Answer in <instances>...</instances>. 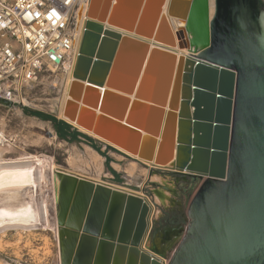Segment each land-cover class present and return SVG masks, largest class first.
Wrapping results in <instances>:
<instances>
[{
    "label": "water",
    "instance_id": "1",
    "mask_svg": "<svg viewBox=\"0 0 264 264\" xmlns=\"http://www.w3.org/2000/svg\"><path fill=\"white\" fill-rule=\"evenodd\" d=\"M72 78L63 118L194 182L166 263L145 197L54 171L58 264H264L259 0H89Z\"/></svg>",
    "mask_w": 264,
    "mask_h": 264
},
{
    "label": "bare ground",
    "instance_id": "2",
    "mask_svg": "<svg viewBox=\"0 0 264 264\" xmlns=\"http://www.w3.org/2000/svg\"><path fill=\"white\" fill-rule=\"evenodd\" d=\"M213 1L209 0L210 4V17L213 13ZM89 0H83L78 12H81L80 17L77 20V31L74 36V59L72 66L69 70L65 71L60 80L56 79L52 82L58 86L59 98L49 100V110L59 120L64 121L70 127L78 130L84 136H87L93 140L100 142L103 145L106 143L101 142L97 137L91 133L84 131L77 127L74 122H70L62 117V111L66 100H68L67 94L71 82L73 81L72 72L76 62L77 47L81 39L83 31V25L85 21V13L87 10ZM77 12V14H78ZM76 14V15H77ZM186 54L185 50L178 51ZM25 104L30 102L24 101ZM20 115V111H17ZM20 112V113H19ZM18 115V116H19ZM33 123V122H32ZM34 124V123H33ZM32 126V125H31ZM8 122L6 117L0 119V255L3 254L6 247L4 240L10 233H14L17 237L18 242L24 241L23 238H29L32 234L38 230H50L53 232V238L55 241L56 252L52 257V264H58V249L56 242V233L54 226L50 220V208H53V173L54 171H62L54 163L53 159L48 156H39L28 154L23 151H19L18 157L15 159L6 158V155L12 153V148H15L13 141L17 140L15 133H9ZM10 131V130H9ZM12 132V131H11ZM50 137H54V134L50 132ZM20 139V138H19ZM25 139V138H24ZM27 140V139H26ZM23 144L28 142L20 140ZM47 142L53 144V139H48ZM36 143V142H34ZM33 143V144H34ZM14 145V146H13ZM37 145V144H36ZM108 145H106L107 147ZM74 148V147H73ZM114 151L119 152L125 158H127V165L123 172L128 176L132 177L137 172H140L144 178H147L150 185H153L152 189L154 204L165 207L174 202L172 197L176 196L177 191L174 186V181L168 178H163L155 173L159 170H169L164 168H157L152 163L142 162L133 156L119 150L117 147L110 146ZM16 150V149H15ZM114 157L120 159L117 155ZM102 157L94 150L85 146L84 153H79L76 149H71L67 159V165L69 171L66 172H77L86 171L87 169L94 170L96 173L102 172ZM124 160V159H123ZM115 169L120 171L121 168L117 164H113ZM144 167V168H143ZM65 172V171H63ZM99 182V181H97ZM144 182V181H143ZM112 187L118 188L113 184H108ZM123 189V188H122ZM132 192L129 190H125ZM133 193V192H132ZM140 195V194H139ZM159 212L157 209H153V218L158 217ZM51 216V218H50ZM179 230V229H178ZM167 234V233H166ZM165 234V235H166ZM175 235V234H174ZM180 233L176 236L178 237ZM167 238V237H166ZM177 241V239H176ZM17 242V240H15ZM22 243V242H21ZM25 243H29V240ZM30 244V243H29ZM29 244H26L27 247ZM160 243H157L158 248ZM146 245V243H145ZM174 245V244H173ZM16 246V245H15ZM22 246V245H21ZM24 246V245H23ZM170 249L169 246L166 250ZM173 249V248H172ZM17 247L13 248L12 253L19 256ZM36 251V250H33ZM21 254V253H20ZM31 254V253H30ZM38 259L49 257V250L44 253L37 254ZM31 256V255H30ZM34 256V255H33ZM41 256V257H40ZM21 257V256H20ZM36 258V256L34 257ZM37 259V258H36ZM34 260V259H33ZM19 262V261H18ZM38 262V261H36ZM0 264H8L0 258Z\"/></svg>",
    "mask_w": 264,
    "mask_h": 264
},
{
    "label": "built area",
    "instance_id": "3",
    "mask_svg": "<svg viewBox=\"0 0 264 264\" xmlns=\"http://www.w3.org/2000/svg\"><path fill=\"white\" fill-rule=\"evenodd\" d=\"M82 2L0 0L1 104L28 108L24 101L40 85L56 93L58 86L52 82L73 63V28Z\"/></svg>",
    "mask_w": 264,
    "mask_h": 264
},
{
    "label": "rangeland",
    "instance_id": "4",
    "mask_svg": "<svg viewBox=\"0 0 264 264\" xmlns=\"http://www.w3.org/2000/svg\"><path fill=\"white\" fill-rule=\"evenodd\" d=\"M59 94H60L59 92L51 94L47 91L46 85H40L38 86V88H36V90L33 93H30L28 95L29 102H30V105L28 108H23L22 110L15 109V108L13 109V108H9L8 106H5L4 104L0 103V119L3 117H6V120L8 122V128H9L7 131L9 133H15V135L17 136L16 138L17 140L12 142L14 143L15 148L14 147L12 148L13 149L12 153L10 152L9 154H7L6 158H9V159L17 158L18 157L17 152L19 151H23V152H26L32 155L48 156V157H51L53 159V163L59 169L62 170V169H68L67 159H68L69 152L71 151V149L72 150L76 149V151L83 154L84 149H85L84 145H88L89 148L93 147L94 149H96V151H98V153L102 157H105L99 152L100 145L98 146V143L94 144L87 138H84L82 136H77L76 133H73L74 136L69 137L66 135L67 133L69 134L71 133L69 129H65V132H66L65 134L62 131L64 136L62 137L59 136L58 131L59 129H61V126H57L53 121H50V117L52 118L54 117L51 115L52 113L48 108L50 105L49 100L58 99ZM17 111L21 112V113L19 112L20 115L18 114ZM26 112H37L40 115L44 116L45 118L39 119L38 121V120L31 118V116L27 115ZM50 132H52V134H54L53 132H56L57 138L55 137V135L52 138L49 137ZM48 139H53V144L50 145L47 142ZM20 140H25L28 143L23 144L22 141ZM64 142L67 144L65 145ZM110 149L114 151L112 148ZM111 154H112L111 161H116L118 163V158L114 157V155L118 156V152L114 151ZM109 162L110 161L107 158L106 165H108ZM123 162L127 163L126 160ZM112 166L115 169L114 165ZM171 172H172L171 170L155 171V173L158 174L159 176L166 178V179L168 178L169 180L174 181L173 188H175V190L177 191V194L176 196L172 197L174 202H172L171 204L165 207L160 206L162 207L163 211L159 213L160 215H158V217L154 218L152 233H151V238H150L152 239V236H154L155 232L157 233L164 232L165 229L175 228V227L182 228V231L177 241H175L172 247L173 249L171 248V250L167 252L166 263H168L170 259L172 258V255L175 252L176 248L178 247L179 242L181 241L184 235V231L189 223L188 217H186L187 220H185V222L180 221L178 215H176L178 207H172L171 205H173L175 201H179V200L183 201L184 199H186V195L188 196L189 192L191 191L193 182H194V180L191 178L187 181H183L180 177L182 175L179 176L178 174H174ZM77 173H80L82 175H87L90 177H94L96 179H102L107 182H118V174L117 176L115 175L113 176V178H111L110 176H108L107 171H104L103 173V170L100 173H96L94 172V170L87 169L86 171L79 170L77 171ZM144 177L145 176H143L140 172H137L136 175L132 176L131 179H127V180L132 185L139 186L142 190L145 189V192L147 193V195L153 199L152 189L154 188V186L150 185L149 184L150 182L148 181V179ZM186 191H187V194H186ZM23 239L24 241H21L22 243L18 242V239L16 236H14V233H10L8 237L4 240V242L6 243V247H7V249L5 250L7 251L1 254L0 258L8 264H52L53 263L52 257L56 252V246H55V241L53 238L52 231L38 230L34 232L32 236H30L28 239L27 238H23ZM15 240H17V242H15ZM28 240L30 244L25 243ZM157 243L159 242L156 241L155 244ZM26 244H29V246L27 247ZM15 247H17V250H18L17 252L19 253V256L17 257L14 253H12V250ZM33 250H36V251H33ZM46 250H49V253H50L49 257L47 258L42 257V259H38L39 256L37 254L39 253L42 254L46 252ZM35 256L37 259L34 258Z\"/></svg>",
    "mask_w": 264,
    "mask_h": 264
},
{
    "label": "crops",
    "instance_id": "5",
    "mask_svg": "<svg viewBox=\"0 0 264 264\" xmlns=\"http://www.w3.org/2000/svg\"><path fill=\"white\" fill-rule=\"evenodd\" d=\"M31 118H33V119H35V120H38L39 121V119L38 118H35V117H31ZM70 130V134L69 133H67V136H69V137H72V136H74V134L73 133H75V132H77L74 128H71V129H69ZM54 133V135H55V137L57 138V133L56 132H53ZM78 133V132H77ZM50 135V134H49ZM48 135V136H49ZM89 140L91 141V142H93L94 144H97L98 143V146L100 145V150H99V152L102 154V155H104L105 157H102L99 153H98V151H96V150H94V149H92L91 147V149L92 150H94L96 153H98L101 157H102V163H101V165H102V170H103V173H104V171H107V174H108V176H110L111 178H113V176H117V174H118V182H107V181H104V180H102V179H96V178H94V177H90V176H87V175H82V174H80V173H77V172H66V171H68V169H62V170H64L66 173H69V174H73V175H76V176H80V177H83V178H87V179H90V180H94V181H99V182H103V183H108V184H113V185H115V186H118V188H123V189H125V190H129V191H132L133 193H137V194H140L141 196H143V197H145L154 207H155V209H157V211L160 213V212H162L163 210H162V207H160L159 205H157V204H154V201H153V199L151 198V197H149L148 195H147V193L145 192V189L144 190H142L139 186H135V185H132L127 179H131V177H128L124 172H123V170H124V168L126 167V165H127V163H124L123 161H125L126 160V162H127V158H125V156H123L122 154H120L119 152H118V157H120V159H118V163L116 162V161H111V159H112V154L111 153H113L114 151H112L111 149H110V147L109 146H107L106 147V145H104L103 146V144H101L100 142H98V141H96V140H93V139H91V138H89ZM65 143V142H64ZM67 143H65V145H66ZM89 144V143H88ZM84 146H88V145H84ZM89 147V146H88ZM107 158H108V160L110 161L109 162V164L108 165H106L107 164ZM124 159V160H123ZM113 164H117L120 168H121V170L120 171H118L117 172V170H115L114 168H113ZM171 173H173V172H171ZM137 174V173H136ZM135 174V175H136ZM175 174V173H174ZM180 176V175H179ZM188 191V190H187ZM187 191H186V194H187ZM186 197H187V195H186ZM172 207H178L177 209V214L176 215H178V217H179V220L180 221H182V222H185V220H187V215H186V199H184L183 201L182 200H179V201H175V203L173 204V205H171ZM160 215V214H159ZM179 229V230H178ZM168 230V235L166 236V237H164V238H162V237H157L156 239H153L154 237L152 236V239H150V242H149V244L150 243H152V245L150 246L149 244H147L146 245V248H150V247H152V246H154L156 249H158L159 251H161V253H162V255L164 256V259L166 260V256H167V252L169 251V250H171V248L173 247V244L175 243V241H176V239H178V237L176 236L178 233H180L181 231H182V228H180V227H175V228H169V229H167ZM175 234V235H174ZM152 240V241H151ZM159 242L160 244H159V247L160 248H158V247H156L155 245V242ZM155 244V245H154ZM167 246H169L170 247V249H168V250H166V247Z\"/></svg>",
    "mask_w": 264,
    "mask_h": 264
},
{
    "label": "trees",
    "instance_id": "6",
    "mask_svg": "<svg viewBox=\"0 0 264 264\" xmlns=\"http://www.w3.org/2000/svg\"><path fill=\"white\" fill-rule=\"evenodd\" d=\"M26 113H27V115H29V116H31V117L38 118V119L45 118L44 116L40 115V114L37 113V112H26ZM48 119H49V118H48ZM50 121H53L57 126H61V129H59V131H58L60 137L64 136V135H63V132H64V134L66 133V132H65V129H71V127H70L69 125H67L66 123H64L63 121H58L57 119L52 118V117H50ZM62 131H63V132H62ZM75 133H76L77 136H82V137H84V138L89 139L88 137H86V136H84V135H82V134H80V133H77V132H75ZM66 135H67V134H66ZM92 149H94V148L92 147ZM94 150H96V149H94Z\"/></svg>",
    "mask_w": 264,
    "mask_h": 264
},
{
    "label": "flooded vegetation",
    "instance_id": "7",
    "mask_svg": "<svg viewBox=\"0 0 264 264\" xmlns=\"http://www.w3.org/2000/svg\"><path fill=\"white\" fill-rule=\"evenodd\" d=\"M262 4H263V6H264V0H259ZM181 177V179L183 180V181H187V180H189L190 178H188V177H184V176H180ZM167 233V234H166ZM166 234V235H165ZM168 235V230L167 229H165L164 230V232H159V233H157V232H155L154 233V238L153 239H156L157 237L159 238V237H162V238H164V237H166Z\"/></svg>",
    "mask_w": 264,
    "mask_h": 264
}]
</instances>
